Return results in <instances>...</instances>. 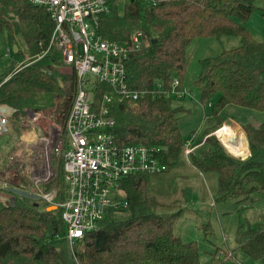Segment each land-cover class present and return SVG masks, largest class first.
Instances as JSON below:
<instances>
[{
    "label": "trees",
    "instance_id": "obj_1",
    "mask_svg": "<svg viewBox=\"0 0 264 264\" xmlns=\"http://www.w3.org/2000/svg\"><path fill=\"white\" fill-rule=\"evenodd\" d=\"M115 1L111 0V12L100 19L101 36L127 43L130 34L139 31L146 41L125 61L128 88L143 91L144 96L134 104L111 107L115 139L120 144L161 146L164 172L179 166L185 143L177 121L184 110L173 109L167 94L173 79L182 88L185 48L194 38L237 37L238 46L199 60L194 86L201 104L207 106V124L203 136L193 141L196 148L187 161L200 175H215V202L241 204L264 196V119L258 124L239 123L249 153L244 159L228 153L212 135L225 122L222 115L229 105L264 113V28L256 39L244 26L255 0H128L121 14ZM52 28L43 8L27 0H0V33L12 44L20 37L30 56L39 52V42H47ZM58 58L52 50L38 61L10 65L0 74V105L14 109L7 135H19L23 128L18 119L27 111L63 124L73 99L74 76L60 73ZM158 83L162 93L151 96ZM53 166L54 178L45 189H56L59 202L64 197L61 162ZM150 176L155 175L122 180L128 217L99 221L84 234L79 249L75 243L69 246L60 209L47 210L48 205L37 199L0 190L2 197L14 199L5 204L0 197V264H233L235 250L264 264V220L239 228L233 250L216 248L201 263L197 243L182 242L173 233V222L184 209L172 211L168 202L157 198ZM205 230L212 235L208 225ZM219 251L222 256L217 259Z\"/></svg>",
    "mask_w": 264,
    "mask_h": 264
},
{
    "label": "built area",
    "instance_id": "obj_2",
    "mask_svg": "<svg viewBox=\"0 0 264 264\" xmlns=\"http://www.w3.org/2000/svg\"><path fill=\"white\" fill-rule=\"evenodd\" d=\"M27 1L48 13L53 28L47 42L38 43L39 52L24 62L38 61L55 50L60 61L57 68L69 66L68 71L74 76V92L62 125L35 111L19 117L18 124L28 130L21 143L14 142L8 151L6 167L0 171V190L25 195L22 192L32 187V192H36L33 199L60 209L66 239L72 247L110 211L126 208L120 187L123 179L166 170L163 147L120 144L114 136L111 107L134 104L144 96L143 91L128 88L125 61L142 49L146 41L139 31L132 32L127 43L111 42L101 36L100 19L111 12V0ZM6 52L5 55L9 54L10 49ZM177 87L179 82L173 79L168 97L184 95L185 91ZM161 93L162 86L158 83L151 96ZM12 115L9 108L0 105V136L9 132ZM39 138L46 150L45 157L31 150L33 155L25 159L23 154L32 147V140ZM20 145L22 149L15 150ZM195 148L192 140L185 142V156ZM55 161L61 162L64 186V197L59 202L56 189H45L54 178ZM221 256L219 252L216 258Z\"/></svg>",
    "mask_w": 264,
    "mask_h": 264
},
{
    "label": "rangeland",
    "instance_id": "obj_3",
    "mask_svg": "<svg viewBox=\"0 0 264 264\" xmlns=\"http://www.w3.org/2000/svg\"><path fill=\"white\" fill-rule=\"evenodd\" d=\"M118 13L121 14L126 0H116ZM250 18L244 23V26L256 38L260 39L264 28V0H255ZM237 37L220 38H194L185 48V66L182 78L181 91H185L183 96L171 97V107L173 109L182 108L184 112L178 114V127L181 137L185 142L190 140L197 141L203 136L207 120L204 117L207 106L200 102V93L194 86V81L200 72L199 60L218 55L221 51L238 46ZM16 45L19 53L12 51V46ZM7 49L10 53L5 55ZM30 57L26 46L20 37H16L15 44L6 40L5 33H0V74L10 65L23 63ZM57 68L62 74H70L69 66L61 65ZM42 115V114H41ZM43 116V115H42ZM45 117V116H43ZM222 117L225 122L221 125H228L233 130L240 132L245 140L244 134L239 123L250 121L258 124L264 119V113H258L252 110L244 109L239 106L229 105L224 109ZM231 117V118H230ZM46 118L50 119V117ZM233 120V121H232ZM236 121V122H235ZM13 119L10 118L9 124L12 129ZM235 124V126H230ZM215 129L212 133L221 143L224 149L234 157L244 159L249 153L246 149L243 155H234L229 152L222 144L220 137L216 132L221 128ZM239 129L241 130H238ZM37 129V128H36ZM27 128L20 131L18 136L11 133V136L5 134L0 136V171L6 167L8 151H10L14 142L19 145L21 137L27 132ZM38 137L41 136L39 129ZM10 131V129H9ZM32 136L33 134L30 133ZM28 138V136H26ZM24 139V138H23ZM39 139L32 140V147L23 154L25 159L32 156L31 150H37L41 157H45V147ZM22 145L15 148L20 151ZM27 161V160H26ZM56 166L59 161H55ZM216 177L214 174H204L203 176L196 172L188 163L187 157L183 153L180 158V164L173 169L163 172L159 175L150 176L149 182L153 188L154 194L162 202H168L170 209L176 211L183 208V214L173 222V233L178 236L182 242L195 241L199 248V259L201 263L210 259L211 254L216 248L221 251L229 252L236 247L235 236L238 229L245 230L248 225H254L264 220V196L255 195L251 200L245 203L237 204L234 201L215 202L213 195L216 189ZM32 187L22 192L26 196L35 198ZM185 196L187 199L185 200ZM0 197H2L0 195ZM122 199V195L119 196ZM5 204L13 202L12 196L2 197ZM172 201L174 203H172ZM55 209L48 206L47 210ZM106 218L114 220H124L128 217L126 209L122 211H110ZM208 225L212 235H206L209 230H205ZM76 249L81 247L79 242H75ZM220 252V251H219ZM233 264H262V260L250 259L239 250L234 251Z\"/></svg>",
    "mask_w": 264,
    "mask_h": 264
},
{
    "label": "bare ground",
    "instance_id": "obj_4",
    "mask_svg": "<svg viewBox=\"0 0 264 264\" xmlns=\"http://www.w3.org/2000/svg\"><path fill=\"white\" fill-rule=\"evenodd\" d=\"M216 134L220 137L222 144L234 155H243L246 149L245 140L240 132L223 125Z\"/></svg>",
    "mask_w": 264,
    "mask_h": 264
},
{
    "label": "water",
    "instance_id": "obj_5",
    "mask_svg": "<svg viewBox=\"0 0 264 264\" xmlns=\"http://www.w3.org/2000/svg\"><path fill=\"white\" fill-rule=\"evenodd\" d=\"M156 42V40H152V43L154 44ZM12 51L14 52V53H16L17 51H18V48H17V46L16 45H13L12 46ZM59 84H60V86H61V83L59 82ZM3 107H6V108H9L10 110H11V114H13L14 113V109H12L11 107H9V106H7V105H2Z\"/></svg>",
    "mask_w": 264,
    "mask_h": 264
}]
</instances>
